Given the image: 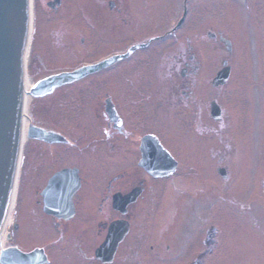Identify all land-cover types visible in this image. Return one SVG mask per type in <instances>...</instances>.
<instances>
[{
  "label": "flooded vegetation",
  "instance_id": "1",
  "mask_svg": "<svg viewBox=\"0 0 264 264\" xmlns=\"http://www.w3.org/2000/svg\"><path fill=\"white\" fill-rule=\"evenodd\" d=\"M191 1L186 0L183 15L170 29L171 25L160 29L163 11H155L150 0H126V3L125 0H79V20L84 24V36L80 39L84 56L80 65L47 75L40 69L34 73L35 66L31 75L27 67L32 80L30 89L41 87L54 77L79 72L78 78L58 80L46 95L33 97V100L56 98L60 91L77 87L83 133L75 140L65 132L43 127L31 119L33 126L54 135L49 141L26 138L24 143L13 222L0 251L5 261L14 264H129L136 260L138 264L140 255L148 254V259H157L155 264L166 263V253L171 249L166 240L163 239V245L148 246L149 242L145 243L144 239L146 234L139 233V239L135 240L138 243L128 242L134 237L137 226L134 211L146 193L158 194V198H153L158 200L165 191L162 205L174 206L176 199L170 198L171 187L172 183L179 182L176 179L182 170V160L174 152L173 143L183 145L182 155L191 157L205 156L212 151L208 147L213 140L186 136V129L167 113V107L175 109L182 104L193 110L197 108L196 90L203 66L199 35L192 32L188 39L181 30L194 12L195 2L191 3V11L186 7ZM65 3L66 0H33L31 44L41 21L37 8L46 11L45 20H48L59 13ZM77 3L74 2L76 7ZM178 31L182 33L173 38ZM209 37L211 41L215 39L212 34ZM222 40L226 39L221 37ZM206 49L209 58L214 49L209 45ZM86 51L92 60L85 58ZM208 63H211L209 59ZM224 63L230 67L225 60L222 69ZM221 70L213 79V87ZM213 106L217 107L219 120L213 116ZM210 116L212 122L224 121V110L215 99L210 103ZM174 123L177 125L173 126ZM31 142L51 149L46 164L43 162L41 166L42 171L50 168L51 174L39 184L33 182L38 177L32 176L33 186L26 192L28 197L23 204L19 196L23 193L26 148ZM62 146L65 150H59ZM39 168L31 169L39 171ZM220 171L226 174L225 169ZM61 172L63 174L58 175ZM167 195L171 196L166 198ZM165 209L157 216V222L148 223L146 231L153 225L164 237L168 228L178 223L179 216L168 215ZM115 224L117 240L106 246ZM139 243L145 244L141 247ZM10 248L15 251L1 253ZM143 259L147 260L145 256ZM192 264H198L197 259Z\"/></svg>",
  "mask_w": 264,
  "mask_h": 264
},
{
  "label": "rangeland",
  "instance_id": "2",
  "mask_svg": "<svg viewBox=\"0 0 264 264\" xmlns=\"http://www.w3.org/2000/svg\"><path fill=\"white\" fill-rule=\"evenodd\" d=\"M192 1L195 2L194 12L181 30L186 32L184 36L188 39L192 32L199 35L203 66L196 90L197 108L193 110L182 104L175 109L167 107V113L188 131V134L184 132L186 136L198 135L213 140L208 147L212 151L205 156L191 157L182 155L183 145L173 143L174 152L182 160V170L176 179L179 182L172 183V196H166L176 199L174 206L162 205L165 191L158 200L153 199L158 194L146 193L134 211L137 226L128 244L139 239V233L146 234L144 239L145 243L149 242L148 246L163 245L166 240L171 249L166 253L165 264H192L196 259L198 264H264V0ZM192 1L186 6L189 11ZM185 4L186 0H150L155 11H163L160 29L171 25L170 29L183 15ZM78 6L79 0H66L64 8L49 21L45 20L46 11L37 8L41 21L28 54L31 75L33 66L34 73L40 69L47 75L54 70L80 65L84 56L80 43L84 24L79 20ZM180 31L172 37H177ZM210 34L215 38L212 41ZM221 37L232 43V52L227 51ZM207 45L214 49L209 58ZM85 58L93 59H89L88 51ZM225 60L231 67V75L228 83L218 89L212 82ZM56 96L33 100L31 116L43 127L60 130L76 140L83 133L78 88L60 91ZM212 99L224 110L223 123L211 120ZM65 148L62 146L59 150ZM26 151L23 193L19 196L23 204L33 182L39 184L51 174L50 168L44 171L41 168L51 149L31 142ZM37 166L39 171L31 169ZM221 169L226 170V178L219 173ZM32 176L38 178L32 182ZM163 209L168 215L179 217L178 223L161 237L162 232L158 234L153 225L152 229L146 231V228L150 221H158L157 216ZM145 243L139 244L142 247ZM147 256L140 255L138 264H155L157 259ZM135 261L129 264H136Z\"/></svg>",
  "mask_w": 264,
  "mask_h": 264
},
{
  "label": "water",
  "instance_id": "3",
  "mask_svg": "<svg viewBox=\"0 0 264 264\" xmlns=\"http://www.w3.org/2000/svg\"><path fill=\"white\" fill-rule=\"evenodd\" d=\"M33 0H0V236L12 199L17 193L20 162L23 152V120L25 103V79L28 67V49L31 43L33 23ZM227 50L232 52V43L222 40ZM28 52V53H27ZM214 81V86L224 85L230 76V67L225 66ZM79 72L66 73L43 82L41 87L31 88L32 98L46 95L58 80L78 78ZM217 107L213 106V116L219 120ZM53 135L33 126L27 128L26 138L52 140ZM221 175L226 178L224 171ZM63 174L61 172L58 175ZM57 175V176H58ZM117 224L113 225L106 246L117 240ZM14 248L1 253L14 252ZM0 262L5 261L0 256Z\"/></svg>",
  "mask_w": 264,
  "mask_h": 264
},
{
  "label": "bare ground",
  "instance_id": "4",
  "mask_svg": "<svg viewBox=\"0 0 264 264\" xmlns=\"http://www.w3.org/2000/svg\"><path fill=\"white\" fill-rule=\"evenodd\" d=\"M32 4H33V1H32ZM32 17L34 18L33 9H32ZM33 18H32V23H33ZM31 45L32 44L30 43L28 52L30 51ZM31 85H32V80L29 77V75L27 74L26 75V79H25L26 94H25L24 120H23V142L24 143L27 140L26 139L27 128L30 125L31 119H32L31 111H30V105H31V103L33 101V98L28 93L29 90H30ZM16 197H17V194H15L14 198L12 199V202H11V205H10V210H9V213H8V215L6 217V220H5V223H4V227H3V230H2V233H1V236H0V251L5 245L6 231H7L8 227H9V225L13 222V217H14L13 213H14L15 206H16Z\"/></svg>",
  "mask_w": 264,
  "mask_h": 264
}]
</instances>
